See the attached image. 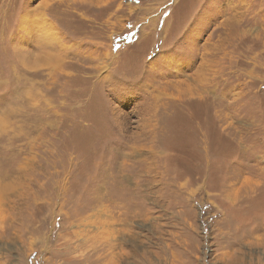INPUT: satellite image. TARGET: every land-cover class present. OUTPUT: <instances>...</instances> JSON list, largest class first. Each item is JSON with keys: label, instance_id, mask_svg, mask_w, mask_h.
<instances>
[{"label": "rangeland", "instance_id": "obj_1", "mask_svg": "<svg viewBox=\"0 0 264 264\" xmlns=\"http://www.w3.org/2000/svg\"><path fill=\"white\" fill-rule=\"evenodd\" d=\"M0 198V264H264V0H0Z\"/></svg>", "mask_w": 264, "mask_h": 264}, {"label": "bare ground", "instance_id": "obj_2", "mask_svg": "<svg viewBox=\"0 0 264 264\" xmlns=\"http://www.w3.org/2000/svg\"><path fill=\"white\" fill-rule=\"evenodd\" d=\"M129 5V4H128ZM132 5V4H131ZM135 6V5H134ZM30 14H34L30 11H28L25 14H22L21 19H20V27L22 28H26V21H27V17L29 18ZM36 17L35 19H32L31 21V40L33 41L34 44H36L38 47L39 46H49L51 45L53 42H56V34H55V29H54V25L52 22H50L47 17L45 16V14L43 13V11H39L38 13L35 14ZM34 15V16H35ZM58 43V42H57ZM52 46V45H51ZM3 189V188H2ZM6 190V189H5ZM7 193V192H5ZM2 194V193H1ZM1 199V198H0ZM5 199V198H4ZM1 205V204H0ZM100 211V210H99ZM97 213V212H96ZM101 213V212H100ZM98 214V213H97ZM105 216V214H102ZM95 216V215H94ZM98 216V215H97ZM108 216V215H107ZM99 218V217H98ZM100 218H104L102 216H100ZM111 223L112 225L115 222L114 219H111ZM14 224V223H13ZM117 224V223H116ZM127 225V224H126ZM119 227V226H118ZM116 227L115 229H113V234H117L119 233L120 227L118 228ZM121 236H119L120 240L124 239L125 237H127L129 239V235L127 232H123V230L121 229ZM110 235V234H109ZM115 238V237H114ZM126 239V240H128ZM125 240V241H126ZM132 240V239H131ZM118 243V242H117ZM112 244V243H111Z\"/></svg>", "mask_w": 264, "mask_h": 264}]
</instances>
